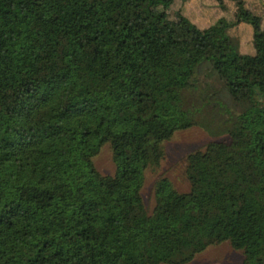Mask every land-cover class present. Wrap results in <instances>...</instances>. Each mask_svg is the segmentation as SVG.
Listing matches in <instances>:
<instances>
[{
    "label": "trees",
    "instance_id": "16d2710c",
    "mask_svg": "<svg viewBox=\"0 0 264 264\" xmlns=\"http://www.w3.org/2000/svg\"><path fill=\"white\" fill-rule=\"evenodd\" d=\"M172 1L0 0V264H178L221 241L264 264V27L239 53V19L199 27ZM202 110L226 138L147 213L144 169Z\"/></svg>",
    "mask_w": 264,
    "mask_h": 264
},
{
    "label": "rangeland",
    "instance_id": "374dc122",
    "mask_svg": "<svg viewBox=\"0 0 264 264\" xmlns=\"http://www.w3.org/2000/svg\"><path fill=\"white\" fill-rule=\"evenodd\" d=\"M243 1L247 14L258 16L257 26L248 22L243 16L235 17L237 6L235 0H173L168 8V15L173 18L176 12H181L199 27L208 25L218 17L228 20L239 19L228 25L225 30L239 53H250L253 52L251 42L253 30L264 27V0ZM207 117L209 113L202 110L196 114L195 123L174 131L168 139L162 141L163 157L159 163L144 169L140 194L147 213H150L153 207V187L159 177H166L177 191L187 190L189 187L185 174L187 153L202 149L212 139L226 138L224 132L215 130V125L211 124ZM92 163L102 174L113 172L114 163L107 143L102 144L98 152L92 156ZM178 264H243V254L240 249L233 248L226 241H221L205 246L189 260Z\"/></svg>",
    "mask_w": 264,
    "mask_h": 264
}]
</instances>
